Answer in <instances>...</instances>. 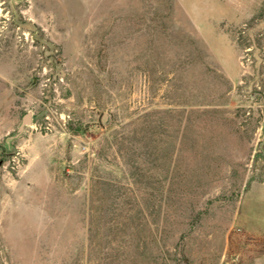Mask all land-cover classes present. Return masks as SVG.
<instances>
[{
  "label": "rangeland",
  "instance_id": "rangeland-1",
  "mask_svg": "<svg viewBox=\"0 0 264 264\" xmlns=\"http://www.w3.org/2000/svg\"><path fill=\"white\" fill-rule=\"evenodd\" d=\"M0 264H264V0H0Z\"/></svg>",
  "mask_w": 264,
  "mask_h": 264
},
{
  "label": "water",
  "instance_id": "water-1",
  "mask_svg": "<svg viewBox=\"0 0 264 264\" xmlns=\"http://www.w3.org/2000/svg\"><path fill=\"white\" fill-rule=\"evenodd\" d=\"M105 120H106V115L103 114V116H102V121H105ZM29 124H30V113L27 112V113L24 115V117H23L21 123L19 124V126H18V128H17V130L14 132V134H13L12 136L7 137V138H6V141H9V140H11V139L16 138L17 136H19V135L22 133L23 128H24L25 126H28Z\"/></svg>",
  "mask_w": 264,
  "mask_h": 264
}]
</instances>
